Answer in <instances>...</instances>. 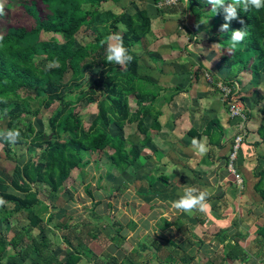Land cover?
Returning a JSON list of instances; mask_svg holds the SVG:
<instances>
[{"label": "rangeland", "instance_id": "1", "mask_svg": "<svg viewBox=\"0 0 264 264\" xmlns=\"http://www.w3.org/2000/svg\"><path fill=\"white\" fill-rule=\"evenodd\" d=\"M19 1L0 0L5 8V14L0 15V25L5 23L8 31L24 28V39L37 50L52 35L60 39L57 34L39 32L35 26V14H29L25 10L27 5L23 7L24 3ZM126 1L120 0L116 7L111 2H102L100 6L113 11L127 7L124 11L128 13L145 3V0ZM147 1L152 12L158 13L155 2ZM163 9L161 14L151 19L150 33L146 35L153 39L150 46L155 45L160 19L161 22L166 20L168 25L165 26L177 27V30L178 26L190 22L191 15L188 12L181 14L178 2ZM119 30L114 33H119ZM90 39L92 34L83 27L74 33L76 45H84ZM38 55H34L37 66L49 67L50 64ZM93 76L94 70L78 79L75 82L77 86L71 87L66 81L68 72H65L59 82L60 92L72 96L78 89L76 87L90 84ZM168 92L163 90L161 96ZM102 95L96 89L94 102L76 103L64 114H74V124L85 129L94 115L95 101ZM127 105L130 110L134 108L130 96L127 97ZM167 105L162 101L155 107L160 111L158 121L161 125L170 116ZM27 106L30 111L37 110L36 115L29 116L33 128L49 132L47 120L56 109L57 102L43 108L38 99H29ZM225 112L228 113L227 107ZM5 121L6 116L0 115V129H4ZM20 123H24V119ZM125 124L124 133H117L113 127H108L107 133L123 138L132 126ZM65 137V133L58 132V141L64 142ZM139 137L133 133L130 140H125V149L135 147L138 155L124 170L111 164L110 151L103 148L93 153L84 152V165L71 169L55 193L49 194L47 188L34 186L37 197L46 208L40 212L43 229L28 230L16 249L8 245L2 262L13 260L20 264L17 251L32 239L36 243L45 239V251L61 261L72 251L69 246L84 249L82 260L76 264H264V238L257 233V229L264 226V201L255 202L256 194H250L248 189L247 193L241 181L228 175L224 163L226 154L193 153L186 148V138L182 140L172 134L152 138L151 143H144L145 146L138 142ZM38 153V148L22 143L12 146L6 155L0 144V172L9 174L14 163L35 159ZM188 186L209 193L204 211L194 210L186 214L172 207L173 201L179 199ZM10 206L7 202L4 208ZM25 215L24 210L11 212L6 220L0 222L1 236L9 238L14 231L25 227ZM178 223L180 226L177 228L175 225ZM233 246L240 248V255L228 262L223 254ZM187 256L191 257L189 262L184 261ZM33 257L34 253H29L23 264H28Z\"/></svg>", "mask_w": 264, "mask_h": 264}, {"label": "trees", "instance_id": "2", "mask_svg": "<svg viewBox=\"0 0 264 264\" xmlns=\"http://www.w3.org/2000/svg\"><path fill=\"white\" fill-rule=\"evenodd\" d=\"M26 5V11L36 16V27L40 32L57 34L44 41L39 49L24 39V28L8 31L5 23L0 25V115L6 116V130L19 128L21 138L15 145L22 143L38 148L35 159L27 158L21 164H13L9 174L0 172V197L11 206L6 209L0 207V222L6 220L11 212L26 211V225L14 231L11 237L5 238L0 233V264H15L2 262L3 252L9 245L16 249L21 237L30 229H43L40 212L46 209L37 197L34 186L47 188L49 194L55 193L57 188L67 178L69 171L84 165L83 153H93L106 148L110 151L111 164L124 168L133 163L138 152L135 147L125 149V139L117 134L107 133L109 126L120 130L125 123H134V134L139 135V141L149 140V131L158 130L160 115L158 106L162 101L167 105L177 93V89H169L166 96H161L164 89L152 82L141 79L136 75L137 54L132 45L144 37L150 29V18L143 8H137L131 13L121 11L114 14L110 10L100 9L101 2L116 3L119 0H21ZM157 0H154V2ZM18 2H20L18 0ZM80 2H87L85 9L80 8ZM181 14L188 12L193 21L205 23V31L209 35L208 42L223 44L234 50L230 56L240 59V70L249 68L254 74L264 77V8L256 10L249 8L247 12L238 9L239 20L230 23L229 30L220 31L225 23L222 10L214 14L211 5L206 0H189V6L184 7L185 0H176ZM231 0H225L230 3ZM133 3V0L131 1ZM163 6L158 8L157 15L163 12ZM212 16V17H211ZM208 17H211L208 20ZM117 24L122 26L119 34L124 46L129 50L133 59L126 65H117L106 62V38L114 33ZM84 27L92 34V40L84 45H76L74 33ZM245 29L248 33L244 41L237 47L230 45V36L233 30ZM35 54L42 57L47 63L58 62V67L39 68L35 63ZM231 60L219 57L216 68L229 66ZM94 70V76L85 87H76L74 95H62L60 80L68 72L67 82L71 87L83 78L86 73ZM229 84V82L225 81ZM96 89L102 97L95 101V111L88 126L79 129L74 124L75 115H65V111L76 103L94 102ZM131 98L134 109L127 105V97ZM29 99H38L43 108H48L53 102L57 107L48 118L49 132L35 130L29 116L36 115L37 110L30 111L27 106ZM6 107V108H5ZM145 117L151 118L146 126ZM21 119V120H20ZM24 119V123H20ZM259 133L264 132V126H258ZM58 132L66 134V140L58 141ZM186 136L198 140L200 135L207 137V143L219 147L221 131L217 129L214 120H208L200 132L189 128ZM138 141V142H139ZM1 149L7 155L12 146L0 140ZM129 144V143H128ZM131 145V144H130ZM10 156V155H9ZM238 156V154H237ZM264 159V153L260 156ZM253 176L256 178L252 190L264 201V170H259ZM12 189L9 191L8 189ZM264 213V212H263ZM177 228L180 223L175 225ZM257 233L264 238V226L257 229ZM45 239L36 243L34 239L24 244L17 251L18 261L23 264L29 253L34 257L28 264H76L82 257L84 249L71 247L72 251L61 261L51 252L45 251ZM238 246L231 247L223 256L232 262L240 255ZM190 256L184 261L189 262ZM120 264V263H119Z\"/></svg>", "mask_w": 264, "mask_h": 264}, {"label": "crops", "instance_id": "3", "mask_svg": "<svg viewBox=\"0 0 264 264\" xmlns=\"http://www.w3.org/2000/svg\"><path fill=\"white\" fill-rule=\"evenodd\" d=\"M129 1L131 2V0ZM152 1L154 2V0ZM118 2L114 3L115 5L111 3V5L116 7ZM143 4V7L138 8H143L146 11V15L150 18L151 28V19H154L157 13L152 12L151 4L147 0ZM79 6L85 9L88 3L80 2ZM99 8L108 9L117 14L127 7L118 9L119 11H113L109 7L99 6ZM135 9V7L132 8L131 12ZM161 21L162 19L158 25L154 46H150L153 39L147 37L149 31L147 36L137 40L131 47L137 54L136 75L164 90L177 89V93L167 105L170 109L167 122L164 125L160 124L158 130L149 131V140L139 141V143L141 146H145L144 143H151L152 138L158 136L163 138V136L172 134L173 137L182 140L186 138L188 140L186 148L197 153L192 146V139L185 134L187 129L191 128L200 132L208 120H214L217 129L221 131L219 147L206 143L207 137L205 135H200L198 140L206 143L208 152H218L225 155L233 135L242 133L237 169L246 192L256 194L252 190V185L256 180L253 174L259 170H264V159L260 157L264 153V132L259 133L258 130L259 125L264 126V77L261 74H254L249 68L240 70L238 61L241 58H238V54H235V58L234 56L231 57L230 54L234 50H230V47L208 42L209 35L205 31V23L195 22L190 16L189 24L184 23L183 26H178L179 29L177 30V27L165 26L168 25L166 20ZM117 29H120L121 32L122 26L117 24ZM221 56L230 59L232 63L227 67L222 66L218 69L215 63ZM219 82L227 85L235 92V96L246 111V117L243 121L238 118L232 120L228 118L225 112L227 106L220 99V92L216 86ZM143 122L148 126L151 123V118L145 117ZM129 124L133 127L130 126V130L125 132L127 133L123 136L125 140H130L134 133V123L131 121L127 125ZM125 125L117 130V133H124ZM155 153L158 154V151ZM210 161L211 158L207 160V163ZM255 196V202L260 201L258 195Z\"/></svg>", "mask_w": 264, "mask_h": 264}, {"label": "clouds", "instance_id": "4", "mask_svg": "<svg viewBox=\"0 0 264 264\" xmlns=\"http://www.w3.org/2000/svg\"><path fill=\"white\" fill-rule=\"evenodd\" d=\"M208 4L211 5V12L220 14L222 10L223 18L225 23L220 26L221 32H226L229 30L230 23L233 20H239L238 9L247 12L249 8H255L260 10L264 8V0H231L230 3H225V0H206ZM189 6V0H185L184 7ZM5 14L4 3L0 2V15ZM241 24L244 23L243 20H239ZM203 23V22H201ZM247 31L243 29L233 30L229 38L231 47L235 48L241 44L246 36ZM3 37H0L2 40ZM106 62L115 63L117 65H126L130 63L133 59L130 55L129 50L124 46L123 39L119 34H113L106 38ZM57 61H52L49 67H58ZM21 138V131L19 128H11L6 130H0V140L7 142L9 145H15ZM192 146L199 155H204L208 151L207 146L193 138ZM209 193L200 190L196 187L188 186L184 188L183 195L179 199L173 201L172 207L178 212L191 214L194 210L204 211L206 207V201ZM6 201L0 197V207L6 205Z\"/></svg>", "mask_w": 264, "mask_h": 264}, {"label": "built area", "instance_id": "5", "mask_svg": "<svg viewBox=\"0 0 264 264\" xmlns=\"http://www.w3.org/2000/svg\"><path fill=\"white\" fill-rule=\"evenodd\" d=\"M176 2V0H160L155 3L156 7L161 8L162 6L172 5ZM219 92H220V99L226 104L227 106V115L228 118H238L243 121L246 117V111L242 107L241 103L238 101L237 97L235 96V92L231 90L227 85L219 82L216 84ZM242 141V133H237L233 135L229 147L228 152L226 153L225 159V169L228 175L235 180L241 181V178L238 173L237 169V154L240 149V144Z\"/></svg>", "mask_w": 264, "mask_h": 264}]
</instances>
